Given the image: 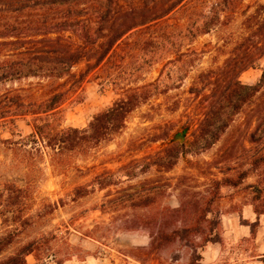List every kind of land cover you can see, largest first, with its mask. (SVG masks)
<instances>
[{
	"label": "rangeland",
	"instance_id": "1",
	"mask_svg": "<svg viewBox=\"0 0 264 264\" xmlns=\"http://www.w3.org/2000/svg\"><path fill=\"white\" fill-rule=\"evenodd\" d=\"M223 1L230 0H181L158 26L127 34L88 74L78 95L61 107L57 127L89 129L127 92L147 88V100L126 117L110 141L89 146L82 154L51 158L43 142L34 143L32 117L15 119V128L0 123V192L11 185L20 189L24 214L33 218L0 260L25 242L46 237L48 251L38 258L27 256L26 264H190L198 255V264H263L264 138L252 142V135L259 112L264 114V86L218 141L206 150L196 142L224 84L237 77L243 85L256 86L264 70V28L258 32L257 23L249 21L253 16L264 19V0H231L237 4L225 5L221 25L208 33L196 29L201 14ZM152 2L160 5L166 0H142L137 5L143 10ZM256 34L263 37L253 38ZM153 53L162 58L153 59ZM44 86L38 79L5 83L0 96L10 88L33 92L37 87L36 94L47 95ZM185 127L191 129L184 143L169 144ZM161 158H173L176 165L165 172L158 166ZM131 171L136 175L127 180L124 174ZM241 174L245 178L237 187H221L207 215L208 220L220 219L221 243L195 251L190 242L200 245L201 240L190 236L187 247L177 242L161 252L148 251L149 231L137 228L138 219L177 209L181 202H206L214 182L236 180ZM108 182L111 185L105 187ZM149 186L157 187V195L147 208H117L111 202L123 191L143 196ZM80 187L87 194L74 197ZM185 219L189 217L164 220L172 229L184 225ZM13 228L10 215H0V236Z\"/></svg>",
	"mask_w": 264,
	"mask_h": 264
},
{
	"label": "trees",
	"instance_id": "2",
	"mask_svg": "<svg viewBox=\"0 0 264 264\" xmlns=\"http://www.w3.org/2000/svg\"><path fill=\"white\" fill-rule=\"evenodd\" d=\"M139 1L142 0H0V85L38 79L45 82L44 88L49 91L47 95H40L36 94L39 87L33 92L28 89H8L0 96V123L15 128V119L32 117L34 143L43 142L51 151V158L72 153L82 154L89 146L97 147L103 141H110L121 129L126 117L147 100L144 91L147 88L127 92L93 120L89 125L90 130L60 129L56 123L61 119V107L78 95L88 74L104 61L124 36L142 27L158 26L159 21L175 10L181 0H166L160 5L152 2L150 8L143 10L138 8ZM234 3L231 0L223 1L210 7L208 14H201L197 20H200V25L194 24L198 32L208 33L221 25L220 15L225 12L227 5L235 7L237 3ZM260 11V14H264V6ZM253 20L260 32L264 28V19L258 20V16L249 19L250 22ZM254 37L257 39L263 36L256 34ZM151 57L156 60L162 58L155 53ZM91 60H94V64H90ZM85 63L88 64L79 72L72 71L74 66ZM263 86L264 70L256 86L243 85L237 77L224 84L205 115L196 137V142L203 150L219 140L233 118L252 102ZM258 121L252 142L264 138V114L261 112ZM262 158L260 161L264 163V156ZM175 165L173 158H161L158 163L165 172L171 171ZM134 175V171L124 174L127 180ZM244 178L245 174H241L236 180L226 178L214 182L211 198L206 202H181L177 209L155 211L151 220L138 219L137 228L149 231L148 251L161 252L177 242L186 243L187 247L190 245L187 243L190 236L201 240L200 245L190 242L195 251L209 243H221L218 233L220 219L216 217L208 220L207 215L213 203L220 198L221 187H237ZM110 185L111 182H108L105 187ZM156 189L149 186L144 189L143 196L137 192L123 191L111 202L117 208H147L156 198ZM1 192L3 200L0 202V215H10L16 228L0 236V256L32 225L33 220L24 214L26 207L20 198V189L11 185L5 188L4 194ZM86 194L87 189L80 187L74 192V197L80 198ZM136 201L146 203L135 205ZM191 215L196 218L191 220ZM172 216L189 219H185L186 222L183 221L184 225L179 228L175 226L171 229L164 219ZM45 238L25 242L14 254L0 260V264H26V257L30 255L38 258L48 251ZM194 260L199 262L201 256H196ZM195 261L190 264H198ZM261 262L264 264V257Z\"/></svg>",
	"mask_w": 264,
	"mask_h": 264
},
{
	"label": "water",
	"instance_id": "3",
	"mask_svg": "<svg viewBox=\"0 0 264 264\" xmlns=\"http://www.w3.org/2000/svg\"><path fill=\"white\" fill-rule=\"evenodd\" d=\"M190 129L191 127H185L183 128L181 131L177 132L176 134H174L170 140L168 141L169 144H175V143H179V144H183L186 137L188 136V134L190 133Z\"/></svg>",
	"mask_w": 264,
	"mask_h": 264
},
{
	"label": "crops",
	"instance_id": "4",
	"mask_svg": "<svg viewBox=\"0 0 264 264\" xmlns=\"http://www.w3.org/2000/svg\"><path fill=\"white\" fill-rule=\"evenodd\" d=\"M85 263V262H84ZM65 264H79L78 262H76V261H70V262H68V263H65ZM87 264H92V262H87Z\"/></svg>",
	"mask_w": 264,
	"mask_h": 264
}]
</instances>
